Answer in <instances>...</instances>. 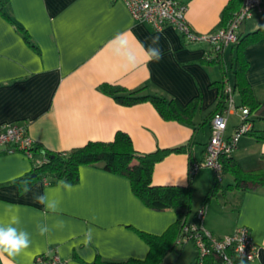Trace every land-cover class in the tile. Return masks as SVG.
<instances>
[{"label":"crops","instance_id":"obj_1","mask_svg":"<svg viewBox=\"0 0 264 264\" xmlns=\"http://www.w3.org/2000/svg\"><path fill=\"white\" fill-rule=\"evenodd\" d=\"M177 1L186 6L185 21L197 35L220 28L222 11L230 2ZM263 26L264 12L253 10L239 34ZM119 33H127L135 48L136 67L127 65L124 50L109 43ZM154 35L161 37L163 58L148 62L137 41L147 48ZM210 52L208 44L187 42L173 26L155 31L148 23L136 21L121 0H3L0 127L24 126L35 146L56 153L88 142H110L117 132L126 133L140 153L189 145L187 151L171 153L158 162L152 179L160 186L191 185L195 214L215 178L207 167L191 176L190 166L204 156L211 135L209 116L218 102L216 84L224 80L226 71L233 82L231 69L238 48L235 44L224 48L218 64L207 62ZM240 54L252 95L264 104V36L245 44ZM103 85L140 90L138 96L173 99L183 107L191 104V122L164 120L149 102L122 105L104 93ZM227 117L225 135L230 137L239 124V112ZM230 117L237 121L229 123ZM250 117L252 134L242 136L230 156L243 172L264 170V118L258 112ZM31 169L30 158L0 148V226L17 218L19 223L13 226L30 237L27 249L14 257L5 254L0 264H32L42 255H57L65 264L144 260L149 246L140 232L159 236L176 222L173 210L146 207L127 177L97 165L81 166L75 183L34 181L33 192L21 196L18 180ZM234 184L230 173L222 175L220 188L203 207L202 228L222 238L246 227L258 252L253 261L243 262L264 264V188L229 187ZM33 193H46V203L56 210L34 202ZM41 228L47 231L41 234ZM89 230L92 240L85 244ZM213 259L211 264H220Z\"/></svg>","mask_w":264,"mask_h":264},{"label":"trees","instance_id":"obj_2","mask_svg":"<svg viewBox=\"0 0 264 264\" xmlns=\"http://www.w3.org/2000/svg\"><path fill=\"white\" fill-rule=\"evenodd\" d=\"M2 3L3 0H0L1 6ZM241 4L242 0H230L222 11L221 27L225 26L234 16ZM262 36H264V26L247 35L239 34L238 40L235 43L238 52L231 69L233 82H230L228 71H226L224 73V80L216 84L218 102L209 116L210 119L217 113H223L226 109L228 98L226 88L228 86L231 87L233 95L239 98V104L237 105L235 102L237 108L245 107L249 110L250 114L258 112L259 116L264 118V104L256 102L252 95L251 88L245 79L246 63L240 54V50L245 44L257 40ZM221 56L222 51H211L207 57V62L218 64L222 60ZM102 90L122 105L149 102L164 120L190 123L193 116L194 110L191 104L183 107L173 99L169 100L155 95L138 96L140 90L130 92L109 85H103ZM252 132L249 134H252ZM188 146L157 149L150 153H140L134 149L129 136L123 132H117L110 142H88L83 147L69 152H48L35 146L32 150L33 156L30 159L32 163L31 172L25 178H21L18 181L19 185L22 179L28 178L31 179V183L42 181L44 184H53L58 180L75 183L78 181L79 168L88 165H97L105 171L127 177L131 183L134 195L146 207L155 211L173 210L176 214V222L159 236L140 232V235L149 246L148 255L144 260L130 259L121 262L96 260L92 264H162L165 257L175 250L176 247H183L185 242L181 240L189 236L188 233H185L184 228L194 222L196 213H192V186L155 185L152 179L154 167L171 153L187 151ZM230 156L221 159L223 174L230 173L234 178L235 186H229L230 188H264V170L243 172L236 164H232ZM219 184L220 182L215 179L214 184L204 197L202 208L215 196V193L220 188ZM232 257L234 264H245L244 262H246L235 258L233 255ZM196 259L197 252L193 264H198ZM213 260V256H209L204 258L201 264H211Z\"/></svg>","mask_w":264,"mask_h":264},{"label":"built area","instance_id":"obj_3","mask_svg":"<svg viewBox=\"0 0 264 264\" xmlns=\"http://www.w3.org/2000/svg\"><path fill=\"white\" fill-rule=\"evenodd\" d=\"M136 21L146 22L155 31L165 26H173L187 42H204L212 52L223 51L229 45L235 44L239 37L240 27L250 18L253 10L264 12L262 0H243L239 10L225 26L205 35L194 34L185 21L186 6L177 0H121ZM228 94L226 109L217 113L211 119V135L205 146L204 156L200 162L192 163L190 175L199 168L212 169L216 181L222 180L221 159L232 154L238 140L253 130L251 114L245 107L237 108L231 87L226 88ZM239 112V124L230 137H226L228 114ZM34 141L24 126L4 124L0 127V148L10 152H20L32 158ZM45 162V160H43ZM204 208L195 214V220L184 228L189 236L181 241L193 242L197 252V263L201 264L206 257L219 259L220 264H234L232 255L240 260L251 262L258 252L257 246L250 237L246 227H237L231 235L218 238L202 228ZM189 237V240H188ZM230 252V253H228ZM32 264H65L57 255L37 256Z\"/></svg>","mask_w":264,"mask_h":264},{"label":"clouds","instance_id":"obj_4","mask_svg":"<svg viewBox=\"0 0 264 264\" xmlns=\"http://www.w3.org/2000/svg\"><path fill=\"white\" fill-rule=\"evenodd\" d=\"M127 33H119L116 37L110 41V44H117L119 49L124 50V60L127 65L136 67L138 65V55L135 52L134 46H132L127 38ZM151 43L145 48L144 44L137 41L140 45V48L144 53V60L151 62L156 61L159 62L163 58V51L160 45L161 37L160 35H154L150 37ZM19 194L21 196H27L29 193L33 192L31 187V179H22L19 185ZM47 194L44 193L42 195H38L33 193V200L36 203L45 205L46 209H51L52 211L56 210V206H52L46 203ZM19 220L17 218H13L12 223L6 226H0V258H2L5 254L8 257H14L18 255L24 249H27L30 246V237L29 233L24 230H20L17 227H14V224H18ZM41 234L47 231L46 228L40 229ZM92 240V232L89 230L85 235V244L90 243ZM11 264V261L8 262Z\"/></svg>","mask_w":264,"mask_h":264},{"label":"rangeland","instance_id":"obj_5","mask_svg":"<svg viewBox=\"0 0 264 264\" xmlns=\"http://www.w3.org/2000/svg\"><path fill=\"white\" fill-rule=\"evenodd\" d=\"M235 102L237 103V98L234 96ZM234 120L237 121V118L230 117L229 123ZM197 200L202 199V194L197 193ZM201 197V198H200ZM196 258L195 246L191 241L186 242L183 247H176L175 250L170 252L164 259L162 264H193Z\"/></svg>","mask_w":264,"mask_h":264}]
</instances>
